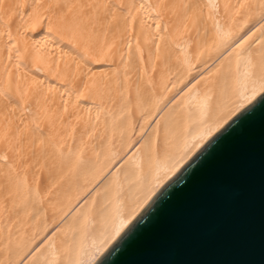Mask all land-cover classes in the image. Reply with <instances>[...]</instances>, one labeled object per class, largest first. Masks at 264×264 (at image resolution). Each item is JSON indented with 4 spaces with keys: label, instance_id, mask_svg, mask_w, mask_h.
<instances>
[{
    "label": "bare ground",
    "instance_id": "obj_1",
    "mask_svg": "<svg viewBox=\"0 0 264 264\" xmlns=\"http://www.w3.org/2000/svg\"><path fill=\"white\" fill-rule=\"evenodd\" d=\"M263 91L264 0H0V264H94Z\"/></svg>",
    "mask_w": 264,
    "mask_h": 264
},
{
    "label": "water",
    "instance_id": "obj_2",
    "mask_svg": "<svg viewBox=\"0 0 264 264\" xmlns=\"http://www.w3.org/2000/svg\"><path fill=\"white\" fill-rule=\"evenodd\" d=\"M94 264H264V91L185 162Z\"/></svg>",
    "mask_w": 264,
    "mask_h": 264
},
{
    "label": "rangeland",
    "instance_id": "obj_3",
    "mask_svg": "<svg viewBox=\"0 0 264 264\" xmlns=\"http://www.w3.org/2000/svg\"><path fill=\"white\" fill-rule=\"evenodd\" d=\"M171 117H172V116H171ZM169 118H170V117H169ZM43 236H44V235H43ZM43 236H42V237H43ZM42 237L36 242L37 244H35V245L33 246V248H34L35 246L38 245V246H37V249H38V248L43 244V242H44L45 239L42 240V239H43ZM40 240H42V241H40ZM33 248H32V249H33ZM35 252H36V251H35ZM35 252H34V253H35Z\"/></svg>",
    "mask_w": 264,
    "mask_h": 264
}]
</instances>
